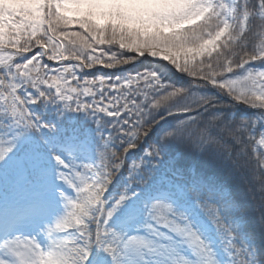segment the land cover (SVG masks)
<instances>
[{"label":"snow or ice","instance_id":"snow-or-ice-1","mask_svg":"<svg viewBox=\"0 0 264 264\" xmlns=\"http://www.w3.org/2000/svg\"><path fill=\"white\" fill-rule=\"evenodd\" d=\"M32 7L0 0L5 20L0 55L7 57L0 61V159L15 152L22 128L43 121L50 127L42 130H56L55 122L35 111L37 104L55 105L57 116L86 113L103 144L96 142L94 155L76 143L62 150L50 144L54 179L49 183L44 169L37 190L11 186L8 194L21 200L25 211L0 216V249L18 256V249L36 242L22 229L28 226L35 233L55 218L56 229L71 230L70 219L83 223L77 236L99 244L105 264H260L264 240L259 251L245 243L233 222L238 209L215 188L203 182L161 187L152 178L169 143H183L196 152L235 151L232 162L237 165L245 163L240 156L248 148L255 159L253 179L264 193V123L256 129L250 119L225 121L219 110L223 96L264 115V67L252 66L264 62V30L253 31L250 23L254 16L264 19V0H255L251 9L247 0L83 5L92 10L88 18L66 32L56 28L59 22H71L59 0H40L36 12ZM109 9L118 11L109 14ZM125 9L134 11L129 16ZM204 24L212 26L198 31ZM73 37L80 50H69ZM170 73H179L187 83L173 82ZM168 117L175 124L143 149V157L129 163L132 150ZM109 148L117 152L109 155ZM126 165L128 181L117 198L113 184L122 173L115 180L113 174ZM96 187L106 188L103 198ZM81 193L88 194L86 200L95 197L93 203L107 201L83 221L73 215L84 208L78 202ZM133 201L120 223L135 226H117L116 209ZM61 204L70 209L68 215H59ZM257 206L264 229V194ZM71 243L45 251L55 247L64 264H73ZM0 264L9 262L0 258Z\"/></svg>","mask_w":264,"mask_h":264},{"label":"trees","instance_id":"trees-1","mask_svg":"<svg viewBox=\"0 0 264 264\" xmlns=\"http://www.w3.org/2000/svg\"><path fill=\"white\" fill-rule=\"evenodd\" d=\"M247 3L250 9L255 6V0H247ZM31 11L34 12L32 9ZM87 18L88 16H85L83 20ZM32 22L39 24L35 20ZM79 22H76L75 26L68 23L69 30L77 28ZM262 22H264V19L254 16L250 22L253 31L260 30ZM19 35L22 38H26L24 31H20ZM4 36L3 29H0V46L5 45ZM125 67L130 68L131 66ZM169 76L173 82L187 83L179 73H170ZM33 107L42 117L45 119L51 118L57 124V127H61V130H59L62 135H69L77 131L81 137L94 139L93 142L96 147L98 137L94 119L86 116L83 112L75 114L65 111L63 116H57V110L53 109L51 104H37ZM219 110L222 112V119L225 121L236 123L241 119H250L254 122L256 129H259L260 124L264 123V115L261 114L260 109L242 103H235L229 97H221ZM176 115L180 116L181 114ZM174 124L175 119L173 117H168L165 121H161L159 126L154 128L149 134V137H146L138 148L132 150L128 156V162L130 163L143 157V149L149 143L156 142L161 131ZM36 136L41 138V135L35 133H28L23 136L25 145L31 147L35 152L42 149L39 147ZM234 157L235 151L232 154L227 152L217 154L212 151L196 152L186 144L169 143L164 148L163 158L159 162L152 178V184L168 187V185L173 184L184 185L203 182L215 188L226 202L231 203L238 209L233 222L236 224V230L240 233V236L250 246L256 245L259 251L261 241L264 240V229L260 225L261 213L257 205L261 195L264 193L260 191L258 182L253 179L255 159L252 157L251 149L248 148H245L240 156V159L245 162L244 164H233L232 160ZM121 173L120 179L116 182L117 190L123 188L128 181L127 165L122 167Z\"/></svg>","mask_w":264,"mask_h":264},{"label":"rangeland","instance_id":"rangeland-1","mask_svg":"<svg viewBox=\"0 0 264 264\" xmlns=\"http://www.w3.org/2000/svg\"><path fill=\"white\" fill-rule=\"evenodd\" d=\"M18 2L28 5H34V10H39L40 0H18ZM132 0H59L61 6L67 8V12L70 14L65 17L66 20H70L74 23L77 20H81L83 17L88 16V13L92 11L90 8L82 7L83 5H93L98 3H131ZM226 2H231V0H226ZM114 11L109 9V14H113ZM126 13L131 16V13L134 11L132 9H125ZM4 17L0 14V29H4ZM99 51V50H96ZM6 56L0 55V61L6 59ZM254 67H264V62H256ZM56 108L55 105H53ZM77 113V112H76ZM79 113V112H78ZM84 113V112H83ZM86 116H88L85 113ZM90 117V116H88ZM93 119L92 117H90ZM47 135H49L48 148L42 150H33L31 147L25 145V140L23 136L18 140V146L14 153L8 158L9 164L7 166H0V192L3 195H0V216H8L16 213H23L25 211L23 202L18 198L9 195L11 186L19 184L23 188L28 190H37L39 188L40 173L42 170L47 169L49 171V176L47 177L48 182L51 183L54 179L52 170L55 168V161L51 159L49 155V146L50 144H55L57 150H62V147L66 144L76 143L81 145L85 150L87 155H94L95 145L90 138H82L76 132L69 136H62L50 132L48 130H42ZM58 132V131H57ZM59 133V132H58ZM37 142L41 140L40 137L36 136ZM35 152V153H34ZM42 152V153H41ZM57 183L63 184V182L57 181ZM177 184L168 185L176 186ZM51 195V194H49ZM135 205L133 201L128 207L131 209ZM61 211H63V204L60 205ZM23 234L29 235L34 234V229L28 226H25L22 229ZM70 247V244H69ZM217 251H220L219 245H217ZM29 253L27 251L21 253L18 258L13 254L9 253L4 249H0V258H6L9 264H19V260L22 261V264H31V261L28 259ZM65 257L64 255L55 247L50 251H45L39 258L37 264H64Z\"/></svg>","mask_w":264,"mask_h":264},{"label":"clouds","instance_id":"clouds-1","mask_svg":"<svg viewBox=\"0 0 264 264\" xmlns=\"http://www.w3.org/2000/svg\"><path fill=\"white\" fill-rule=\"evenodd\" d=\"M54 14V11H53ZM212 25L204 24L199 26L197 29L198 31H204L205 28L211 27ZM56 28L59 32H66L69 30L67 23L65 22H59L56 24ZM261 29L264 30V22L261 24ZM109 42H111V38H109ZM68 47L69 50L72 51L80 50V44L78 42L77 37H73L72 40L68 41ZM73 54H75L73 52ZM43 127H50L49 125L44 124L43 121H41V125H32L31 127L22 128L21 130V136H24L28 133H35L37 135L42 134V128ZM168 129H164L159 134L161 137L165 135ZM98 142L100 144H103V141L99 139V134H97ZM117 152V149L109 148L108 154L112 155ZM9 164L8 159H0V166H7ZM121 170L117 169V172L113 174V180H115ZM120 179V177H119ZM117 184H113V192L112 194L119 197L120 193L123 191V188H120L117 190ZM106 188L102 187H96V195L103 198L104 191ZM87 193H81L78 202L84 203L83 210L76 209L73 215L79 216L80 220L83 221L86 217H91V215L96 212L97 206L100 207L103 206L104 203H107L106 200L101 203L100 201H97L96 203H93L92 201L95 200V197H92V200H86ZM70 211L69 208H65L62 212L59 213L60 216H66L68 215V212ZM131 209L129 207H119L116 209V213L114 215L116 216V223L119 227H133L134 222H129L126 224H121L120 219L121 217L128 216ZM118 213V215H117ZM56 220L53 218L51 224L48 222H44L42 227H38L37 231L33 234L34 239H36V242L30 243L27 247L18 249V256L27 251L29 253L28 259L31 261V264H37L40 256L45 252V249H48L50 246L53 245H59L63 241H71L70 247L73 248V254H72V262L73 264H105L106 257L100 254L99 249L100 245L96 244L95 241H87V240H80L77 236V233L85 227L83 223H77L76 220H69V224L71 225V230L69 229H56L55 228ZM49 227L53 228L54 231L52 233L48 232ZM96 249L94 251L93 249ZM18 256H16L18 258ZM260 264H264V254L261 255L260 258Z\"/></svg>","mask_w":264,"mask_h":264}]
</instances>
